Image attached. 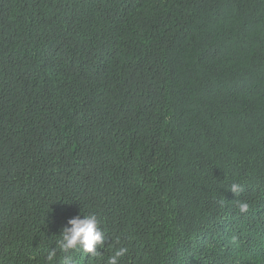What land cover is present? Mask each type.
Returning <instances> with one entry per match:
<instances>
[{
    "label": "trees",
    "instance_id": "trees-1",
    "mask_svg": "<svg viewBox=\"0 0 264 264\" xmlns=\"http://www.w3.org/2000/svg\"><path fill=\"white\" fill-rule=\"evenodd\" d=\"M89 214L138 264H264V0H0V264Z\"/></svg>",
    "mask_w": 264,
    "mask_h": 264
},
{
    "label": "clouds",
    "instance_id": "clouds-1",
    "mask_svg": "<svg viewBox=\"0 0 264 264\" xmlns=\"http://www.w3.org/2000/svg\"><path fill=\"white\" fill-rule=\"evenodd\" d=\"M230 191L236 195L243 191V188L239 183H232ZM249 207L250 205L247 202H238V208L241 213L247 212ZM68 225L70 226H65L61 230L59 234L61 238L56 242V247L49 250L46 257L48 264H53L58 251L68 253L75 250L83 254L90 253L91 256L100 255L97 247H103L104 242L109 237L105 234L104 228H101L102 224L95 214L83 215L82 218L78 215L68 220ZM117 243H119V238ZM127 252L128 249L126 247L118 248L109 257L107 264H119V258L123 257ZM59 264H72V257L70 255L63 256Z\"/></svg>",
    "mask_w": 264,
    "mask_h": 264
},
{
    "label": "rangeland",
    "instance_id": "rangeland-1",
    "mask_svg": "<svg viewBox=\"0 0 264 264\" xmlns=\"http://www.w3.org/2000/svg\"><path fill=\"white\" fill-rule=\"evenodd\" d=\"M105 234L109 237L108 241L112 242V246L107 243V240L104 242L103 247H97V251L100 255L91 256L90 253L82 256V264H107L109 257H111L116 250L120 247H126L128 252L119 258V264H138L144 257L142 256V250L140 247H137V241L134 243H125L121 246H117L115 241V232L111 229H105ZM111 233V234H110ZM231 242H234L231 248H216L220 253L218 257L224 261L225 264H258V261L263 259H257L255 254L262 252L261 248L254 250L252 253L249 252V248H244L239 246L236 240L231 237ZM132 242V241H131ZM255 243H259L255 241ZM139 245V242H138ZM234 247V248H233ZM251 254H249V253ZM222 255V256H221Z\"/></svg>",
    "mask_w": 264,
    "mask_h": 264
}]
</instances>
